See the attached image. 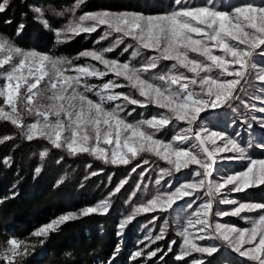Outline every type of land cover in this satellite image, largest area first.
I'll return each mask as SVG.
<instances>
[{
  "label": "snow or ice",
  "instance_id": "1",
  "mask_svg": "<svg viewBox=\"0 0 264 264\" xmlns=\"http://www.w3.org/2000/svg\"><path fill=\"white\" fill-rule=\"evenodd\" d=\"M9 3L10 0H0V13L7 10ZM84 3L86 0H76L71 8L58 13L68 15L66 23L59 28L50 25L43 9L33 7L32 10L38 14L39 22L54 32L57 44L70 42L81 34L95 33L104 26L97 42L118 34L112 45L99 50H82L69 59L22 49L0 34V121H8L20 129L22 137L29 142L43 139L73 156L86 153L112 165H129L140 160L131 169L133 173L149 164L142 156L150 154L168 166L160 169L158 185L173 172L181 173L196 166L191 169V179L175 187L169 183L165 191L158 188L155 194H149L151 198L146 202L134 205L130 215L121 221V230L140 213L167 212L177 201L195 197L187 202L188 208L196 205L197 200L202 202L177 231L181 237L180 251L175 257L178 261L193 253L210 257L222 245H227L240 257H246L254 264H264V204L221 199L219 203L235 207L230 212L214 211L213 207L217 195L225 189L243 192L264 186V158L251 157L240 143L239 133L233 137L198 123L205 119L201 114L206 110L222 108L236 99L237 86L241 81L247 83L246 77L253 70L257 73L256 78L264 82V59H253L254 54L264 58V0L260 4L227 0L228 7L224 0L220 3L208 0L202 6L175 0L177 7L160 15L103 10L77 16L76 12ZM23 28V24L18 26L17 35ZM126 38L135 42L127 45L135 49L134 57L145 51L152 54L145 56L139 64L106 56ZM81 58H90L103 68L93 63L74 64ZM162 62L170 63L156 71ZM214 70L215 76L212 75ZM110 74L116 79H108L100 85L88 82L89 78L102 79ZM121 78L126 84L118 82ZM124 87L134 90L138 96L116 91ZM261 91L264 92V88ZM117 101L123 103H114ZM128 105L142 108L153 105L162 111L131 122L122 115ZM245 106H248L246 102ZM251 107L264 113V108ZM25 114L33 119L25 123ZM252 119L264 127V117L253 116ZM165 129H174L169 140L158 136ZM14 138L5 136L0 138V143ZM101 145L112 147L109 150ZM260 147L264 149V143ZM222 153L235 155L220 156ZM47 154L45 148L40 153L41 158ZM221 160H240L246 164L241 171L220 173ZM35 171L39 174L41 168ZM147 172L148 169H143L140 176L143 178ZM125 183L127 181L122 180L108 199L79 212L64 214L40 227L33 235L47 238L66 222L81 216L107 213L110 197L120 192ZM136 187L139 189L140 185ZM136 195L133 191L130 199ZM243 212H258L259 215L241 216ZM228 215L246 220L250 227L212 222L214 216ZM157 219L153 217V221ZM167 226L165 220L153 243L164 238ZM201 241L212 242L202 244ZM215 241H220L221 245ZM174 244L176 241H171L169 251ZM30 247V243L12 238L0 248V260L4 264H21L17 258L28 255ZM160 251H150L146 258L151 259ZM144 255V249L138 250L133 259ZM191 264L205 262L194 259ZM229 264L235 262L229 261Z\"/></svg>",
  "mask_w": 264,
  "mask_h": 264
},
{
  "label": "trees",
  "instance_id": "2",
  "mask_svg": "<svg viewBox=\"0 0 264 264\" xmlns=\"http://www.w3.org/2000/svg\"><path fill=\"white\" fill-rule=\"evenodd\" d=\"M74 2L10 0L7 10L0 13V34L22 49L54 57L72 58L82 50L96 49L101 45L97 42L100 31L57 44L54 32L45 28L32 10L33 7L43 9L50 25L59 28L65 19L58 13L71 8ZM176 6L175 0H86L76 13L107 10L159 15ZM21 24L24 28L17 35ZM119 55L121 61L128 59L127 51L110 54L114 58ZM5 136L15 138L0 143V248L12 238L30 243L29 254L17 258L21 264H128L137 228L147 221V216L133 219L117 251L119 220L128 211L129 197L137 180V173L131 172L132 166L106 165L86 153L73 156L42 139L29 142L11 123L0 121V138ZM45 148L48 154L42 159L40 153ZM38 167L39 174L35 171ZM122 180L127 183L110 197L107 213L66 222L47 238L33 236L35 230L58 216L94 206L109 197ZM241 198L264 204V186L248 189ZM173 240L176 241L175 236L168 232L160 242L162 254L158 253L146 264H188L187 259H175V247L169 251L168 245ZM204 262L221 264L223 260L216 254ZM0 264L4 261L0 260Z\"/></svg>",
  "mask_w": 264,
  "mask_h": 264
},
{
  "label": "rangeland",
  "instance_id": "3",
  "mask_svg": "<svg viewBox=\"0 0 264 264\" xmlns=\"http://www.w3.org/2000/svg\"><path fill=\"white\" fill-rule=\"evenodd\" d=\"M187 2L189 5H192V6H202V5H205L206 3H208V0H187ZM216 2L220 3L221 0H216ZM233 2L234 3L252 2L254 4H260L261 0H233ZM224 3H225V7H228L227 0H224ZM173 9H171L170 11H172ZM170 11H168V12H170ZM62 12H65V11H62ZM168 12H165V13H168ZM165 13H163V14H165ZM141 14L150 15V14H146V13H141ZM37 15L38 14L35 13L36 18H37ZM76 15L78 16L79 14L76 13ZM62 16L65 19L64 23H66V21L68 19V15H62ZM98 31H100V36H101L103 31H104V26H101V28ZM116 35H118V34H113V36H110L107 39L100 41L101 45L98 48H96V50L103 49L105 47L112 45L115 38H116ZM134 43L135 42L132 41L130 38H126L123 43L119 44L115 48V50H114L115 54L118 55V53L120 51H127L128 59L125 61L131 60L134 64H139L145 58V56L152 54L150 52L145 51L143 53V55H141L139 57H134L133 53H134L135 49L127 47V45L134 44ZM125 49H127V50H125ZM112 52L106 53V56H108L109 58H114V57L110 56V54ZM217 54H219V53H217ZM69 59H71V58H69ZM114 59L121 61L120 60L121 56L119 55L118 58H114ZM253 59L256 61H261L264 58H261L260 56L254 54ZM121 62H124V61H121ZM85 63H93V64H96L97 67H100L101 69L103 68L102 65H99L98 62L91 61L90 58H81L78 61H74V64H85ZM169 63L170 62H162L160 65V68L157 69L156 71H160L161 69H164L165 65H167ZM189 75H191V74H189ZM212 75L213 76L216 75L215 70L213 71ZM256 75H257L256 71L253 70L250 73V75H248L246 77L247 83H245L244 81H241V84L237 86V90L234 93V95L236 96V99H233L232 101H230L229 104H226L222 108L206 110V113L201 114V116L204 117L205 119L203 121H198V123H203L204 126L209 127L214 131L224 132L227 135L233 136V137H236V134L239 133L238 139H239L240 143H242L247 148L248 154L253 158H264V149H262L260 147V145L262 143H264V127H262L260 125L258 120L252 119L253 116L264 117V113H262L258 110H254L251 107L252 105H255V109L264 108V92L261 91V89L264 88V82L259 81L256 78ZM227 78L231 79L232 77H227ZM108 79H116V78L110 74L109 76H106L102 79L89 78L88 82L92 83V84L100 85L103 82H106ZM118 82L126 84V82H124L122 80V78L119 79ZM0 83H2V81H0ZM23 91H24V89H22V92ZM116 91L132 92L135 96H138V93H135L134 90L130 89L129 87L116 89ZM93 98H95V97H93ZM245 102L248 105L247 107L245 106ZM114 103H123V101H117ZM0 104H2V100H0ZM133 109H135V111H133ZM233 109H236V111H233ZM160 111H162V110L157 109L153 105H149V106L143 107V108L138 106V105H128L127 109L125 110L124 113H122V115H124L128 121L135 122V121L140 120V119L150 118L151 116L157 114ZM129 112L131 113V115H128ZM32 119H33V117H30L27 114H25V117H24L25 123L30 122ZM233 121H235V123H233ZM249 125H251V127H249ZM16 129L21 134V130L18 128H16ZM173 134H174V129H165V130L161 131L158 134V136L161 139L169 140V139H171V136ZM44 141H46V140H44ZM249 142H251L250 147H249ZM47 143L52 147V145L49 142H47ZM101 146L106 147L109 150L112 147V146H105V145H101ZM65 152H67V151H65ZM219 155L220 156H227V155H235V154H233V153H222ZM91 157L94 158L93 156H91ZM142 158H147L149 160V164L142 165L141 168H138L136 170L137 180L135 182V186H134L133 191H136L137 195L135 197H131V199L129 197L128 211L121 217V219L119 220V224H118V236L120 238L119 239V245L120 246H118L117 248L120 249L124 240H125L124 237H125V234L127 232L126 230L128 228V225L132 222V220L137 218V217H140V216H147V221L145 223L141 224L137 228L136 236H135V238H133L134 243H133V247L131 248V251L129 254L128 264H146V261L150 260V259L146 258L147 253L150 251H153L155 249H160L161 251L158 253L162 254V249L160 248V242H162V240L165 239V236L168 232H170L176 238V244L172 245V247H175L176 255H177L180 251L179 245L181 243V237H179L177 235V231L179 230L180 225L195 210L196 206L202 202V200H197V204L193 205V207L190 209L186 206V204H187V202H190L191 200L195 199V197H185L183 200L177 201L176 204L173 205V208L167 212L140 213V214L134 216L129 221V223L125 225L123 230H121V228H120L121 221L130 215L134 205H138L140 203L146 202L147 199L151 198V195H149V194L150 193L155 194V192L158 188L161 191H165V190H168V184L169 183L173 187H175V186H178V184L183 183L186 179H191L192 178L190 175L191 169H194L196 167V166H191L190 169L182 170L181 173L173 172V174L171 176L164 177V179L158 185V184H156V180L159 178L160 169L164 168V167H168V166L165 164L164 161L158 160L156 157L151 156L150 154H143ZM94 159H96V158H94ZM99 161L104 163L101 160H99ZM137 163H140V160H134V161H132V163L130 165L133 168ZM104 164L112 165L110 163H104ZM245 164H246V161L221 160V162L219 164L220 173H232V172L241 171L245 167ZM145 168L148 169V172L142 178L140 176V172ZM138 184L140 185L139 189H137V187H136ZM230 187L231 186H229V188ZM247 190H245L243 192H228L227 189L223 190L222 193L218 194L216 197V201L214 202V206H213L214 211L230 212L232 210V208L235 207L234 205L219 203V201L221 199H232V200L238 201L239 203H249V202L255 203V202H252L249 200H244L243 198H241V195L244 192H246ZM133 191H132V193H133ZM198 195L202 196V193H199ZM108 198L109 197H107L105 199H108ZM206 198L207 197H204V199H206ZM77 212H79V211H77ZM258 215H259L258 212H251V213L243 212V213H241V216H249V217H256ZM60 216H62V215H60ZM60 216H58V217H60ZM154 216L158 217V219L155 221H153ZM57 218H55V219H57ZM165 220H167L168 226H167V232L165 233L164 238L153 243L152 240H154L155 236L159 234V230L161 227L164 226ZM212 222L236 226L239 228L250 227L249 223L246 220L241 219L240 217L231 216V215L214 216ZM37 230H35V231H37ZM34 237H36V236H34ZM146 237H151L152 239H146ZM211 242L212 241H201L200 243L203 244V243H211ZM215 243L218 245H221L220 241H215ZM169 245H170V243H169ZM169 245H168V249H169ZM245 247H248V245H246ZM141 249H144L145 255L142 257L133 259V254L136 251L141 250ZM216 254H218L221 257V259L223 260V262L221 264H229V261H234L235 264H254V262L249 261L246 257H240L237 253L232 252L228 248L227 245H222L220 247V250L213 255H216ZM176 255H175V257H176ZM207 257H209V256H207L206 254L201 255L198 253H193L192 256L186 257L185 259H187L188 264H191L192 260H194V259L205 260Z\"/></svg>",
  "mask_w": 264,
  "mask_h": 264
}]
</instances>
